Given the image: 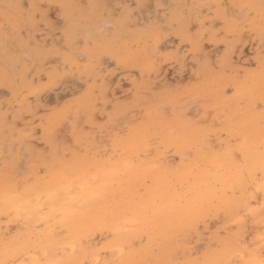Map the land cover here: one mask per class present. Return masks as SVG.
<instances>
[{
    "label": "clouds",
    "instance_id": "clouds-1",
    "mask_svg": "<svg viewBox=\"0 0 264 264\" xmlns=\"http://www.w3.org/2000/svg\"><path fill=\"white\" fill-rule=\"evenodd\" d=\"M0 264H264V0H0Z\"/></svg>",
    "mask_w": 264,
    "mask_h": 264
}]
</instances>
